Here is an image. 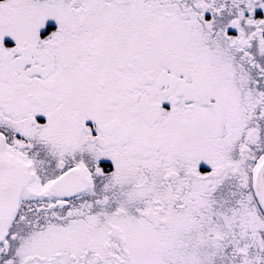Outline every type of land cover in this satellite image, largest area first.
<instances>
[{"label": "snow or ice", "instance_id": "1", "mask_svg": "<svg viewBox=\"0 0 264 264\" xmlns=\"http://www.w3.org/2000/svg\"><path fill=\"white\" fill-rule=\"evenodd\" d=\"M0 264H264V0H0Z\"/></svg>", "mask_w": 264, "mask_h": 264}]
</instances>
